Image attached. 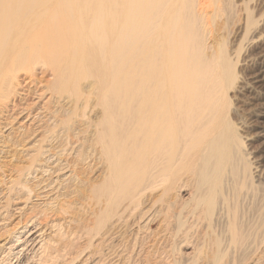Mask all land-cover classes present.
<instances>
[{
  "label": "bare ground",
  "instance_id": "bare-ground-1",
  "mask_svg": "<svg viewBox=\"0 0 264 264\" xmlns=\"http://www.w3.org/2000/svg\"><path fill=\"white\" fill-rule=\"evenodd\" d=\"M237 6L0 0V254L7 264H34L50 249L53 264H105L113 241L132 253L154 250L158 234L141 233L157 221L175 239L203 224L224 225L229 240H214L212 264L225 263L229 249L225 264H264L261 176L232 166L241 157L238 135L229 152L208 119L211 87L232 84L235 73L222 51L207 50L217 42L216 18ZM246 7L238 28L254 33ZM13 122L17 133L4 135ZM32 201L40 212L28 213ZM62 231L73 243L64 254L61 242L54 246Z\"/></svg>",
  "mask_w": 264,
  "mask_h": 264
},
{
  "label": "rangeland",
  "instance_id": "rangeland-1",
  "mask_svg": "<svg viewBox=\"0 0 264 264\" xmlns=\"http://www.w3.org/2000/svg\"><path fill=\"white\" fill-rule=\"evenodd\" d=\"M234 1L238 4L236 9L227 7L226 12H224L225 14L223 13L222 16L220 15L219 19L216 18L215 21L218 28L217 42L214 44L211 51L207 50V54L213 53L215 56H218L222 51L223 56L226 59L231 60V62L233 63L235 81L232 84H221L211 87V92L208 93L211 105L208 119L210 121V118L212 116L214 117V122H212V129L216 133L223 134L225 144H227V147H229V152H231V150L233 149L231 147L233 146V144L229 145V143L231 142L230 138L232 137V133L238 135L240 144L239 150L241 151H239V153H241V157H238V155L236 156L235 154V156L233 157V160L235 162L233 161L234 165L232 166L237 168H239L240 165V168L243 165L249 166L252 170V173L255 172L260 174V181L262 184H264V0H245L244 3H241V0ZM214 4L215 1H213L211 7H213ZM219 5L223 6V3H219ZM245 7L250 9L249 11L251 12L254 21H256L257 23L254 26L255 28H257L254 33H245L238 28L239 25L241 26L243 24V22H239V19L242 18ZM224 23L228 26L226 25V27ZM221 24H223V26L225 27H223ZM220 28L221 30H219ZM38 77H40V75H38ZM23 98L27 103H31L30 101H32L29 97L27 98L23 96ZM34 110L38 111L39 107L36 106L33 109V112H35ZM7 115L8 114H5V116H3L4 119L6 118L5 123H9L10 120H12V118H7ZM201 123L205 124V120L201 121ZM227 123L231 125L233 131L231 129H228ZM18 124L19 122L8 124L6 130L4 131V135L16 134L17 130L13 133L11 129H17L16 127L18 126ZM27 125L28 123L26 124V126ZM63 133L65 132L63 131ZM29 141L30 140H28V142ZM235 157L241 158L242 160H236ZM244 161L247 163L243 164ZM190 187H187V189H185L183 192H180L179 195L183 196L186 193L188 194V192H192L193 189L192 187ZM185 197L187 196L185 195ZM1 199L2 196L0 195V200ZM13 201H16V199H13ZM33 202L34 201H32V204L29 205L30 210L32 208L33 211L31 210L30 212V210L28 209V213L40 212L39 209H42L41 206H39L40 208H38V206H33ZM1 203L2 200L0 201V205ZM14 205L16 206V202H12L13 208H15ZM17 207L20 206L18 205ZM16 216H18L17 213L13 218H15ZM48 217L52 219L55 218L50 214ZM205 227H207L206 224H203L202 228H198L197 226L195 227V229L198 232L194 229V231L189 230L191 236L189 235V233H187L186 235H179L178 239L177 237L175 239L171 237L172 233L170 231L168 233L164 232V227H161L160 221H157L156 223L152 224V226H148V229H144L145 231H142L141 233L144 234L146 233V231H151L152 233L155 232L158 234V239H156L158 242L155 240V244L153 247L154 250L152 248H148L141 252L136 249V251L132 253L130 246H127L126 244L122 245L119 241H113L112 246H114L115 250L113 248V251L109 249V252L112 253H107L108 258L105 259V264H212V258L217 249H219V247H216L217 245L215 244L214 240H216V238L219 240L221 239L224 240L225 242H223L226 244L229 240V234L225 232V234H222L221 236L220 231L222 228L224 229V225L222 227L218 226L219 230L215 227L213 229H206ZM24 233L25 232H23L21 235H24ZM62 233L63 237L65 235L64 231H62ZM219 234L221 237L219 236ZM59 235L60 234H57L56 237L54 236V238L56 239L53 238L55 240L54 246L58 245L61 242L59 244L61 246V248L59 246L61 254L69 252V247H71L72 249L73 243H70L71 245H69V243H67L69 238H66V241L64 237L63 240L61 235ZM160 238H162V240ZM77 241V244L80 245V241L82 240ZM64 242L67 244V246ZM122 243H125V241ZM224 243L220 246H225ZM50 245L53 246L52 243ZM65 247H68L69 250L67 248V251ZM123 247H125V249ZM223 249L224 247L222 248V250ZM198 250L201 254L198 252ZM229 251L230 252L228 253L230 256L227 254L228 257L226 256V258L223 259L225 263L230 261V259L232 260L231 256L234 255L232 249H229ZM49 252H51V254ZM52 252L53 251L50 249L48 250V253L34 258V264H40V262L41 264H53L54 262L51 258L52 256H50L52 255ZM164 261L166 263H164ZM80 262L81 259L75 264H80ZM0 264H7V260L5 257H3V254H0Z\"/></svg>",
  "mask_w": 264,
  "mask_h": 264
}]
</instances>
